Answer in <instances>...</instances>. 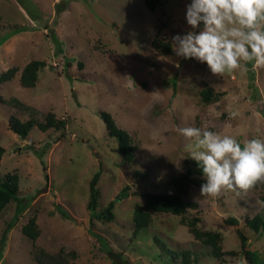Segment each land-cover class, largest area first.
Returning a JSON list of instances; mask_svg holds the SVG:
<instances>
[{
    "label": "rangeland",
    "instance_id": "rangeland-1",
    "mask_svg": "<svg viewBox=\"0 0 264 264\" xmlns=\"http://www.w3.org/2000/svg\"><path fill=\"white\" fill-rule=\"evenodd\" d=\"M190 3L161 0L151 11L145 0H0V75L18 70L0 83V182L6 174L18 180L17 200L0 214V264H182L168 250L189 251L183 264H250L238 231L248 239L246 251L264 262V235L245 225L261 210L264 181L219 198L188 185L184 200L195 208L181 217L152 213L134 235L132 214L145 209L144 196L174 193L173 180L192 161L178 128L215 131L242 147L264 141V67L250 62L246 72L213 76L206 64L172 50V37L192 30ZM155 37L171 51L156 50ZM31 61L44 66L26 88L20 72ZM204 87L222 95L205 104ZM48 113L64 128L33 127L25 139L9 129L11 116L44 122ZM102 113L131 137V163L108 136ZM98 173L97 210L113 203L110 221H91L87 209ZM31 218L35 240L22 233ZM195 218L200 231L220 235L223 255L193 238L187 223Z\"/></svg>",
    "mask_w": 264,
    "mask_h": 264
},
{
    "label": "clouds",
    "instance_id": "clouds-1",
    "mask_svg": "<svg viewBox=\"0 0 264 264\" xmlns=\"http://www.w3.org/2000/svg\"><path fill=\"white\" fill-rule=\"evenodd\" d=\"M185 19L192 30L172 37L177 57L206 64L213 76L246 72L250 62L264 67V0H191ZM178 131L187 142V157L202 172L201 197L219 198L225 190L239 196L264 181V141L252 139L242 147L215 131Z\"/></svg>",
    "mask_w": 264,
    "mask_h": 264
},
{
    "label": "trees",
    "instance_id": "trees-1",
    "mask_svg": "<svg viewBox=\"0 0 264 264\" xmlns=\"http://www.w3.org/2000/svg\"><path fill=\"white\" fill-rule=\"evenodd\" d=\"M146 6L154 11L155 8L161 5V0H145ZM159 34V31L158 33ZM153 46L156 50H161L165 53L171 51L170 43L162 41L159 38L155 37L153 40ZM44 66V63L41 61H31L27 63L20 72V84L23 87H33L37 80L38 71ZM18 70L11 68L6 72L0 75V83L6 82L14 77ZM200 97L205 104H208L210 101L216 99V97L221 96L220 93H213L212 89L209 87H204L200 92ZM0 98V102H1ZM17 105H19L17 103ZM104 122L106 124L107 134L109 137L116 138L119 143V148L122 153L123 161L126 163H131L133 160L134 146L132 144L131 137L125 132L118 129L111 117L106 114H101ZM37 127L41 131H46L48 129L59 130L64 128V121L58 120L55 118V115L48 113L45 116L44 122H37L33 119L26 121H20L14 116L9 118V129L25 139L29 131ZM4 154V148L0 146V161ZM187 162V161H186ZM185 162V163H186ZM187 167L185 168L184 173H182L178 178L174 179L172 184L174 186V193H155L147 194L144 196L145 199V209L135 210L132 214V222L134 225V235L138 230L142 228H147L151 221L152 213H164L170 214L173 216H182L188 209L195 208V204L191 201L184 200L186 194V187L188 185H195L200 187L204 182L200 179L202 177V172L197 165V163L192 160L190 163H186ZM99 180V173L94 176L89 184V200L87 204V209L89 211V216L91 221H110L114 218L112 214L113 203L109 204L104 211L98 212V204L100 199V191L97 187ZM18 196V180L16 174H6L3 180L0 182V214L6 208V206L12 202L16 201ZM259 201L261 203V210L253 215L250 218L245 219V225L247 228L260 236L264 235V193L260 196ZM65 215V214H63ZM183 220V219H182ZM197 219H192V221L187 223L189 232L193 235V238L201 242L204 246L210 247L211 254L218 258L224 253L220 251L219 247V238L218 233L211 232H202L197 228ZM228 222H231L233 225H237L236 219H229ZM22 233L31 240H35L38 237V231L35 224V219H29L28 223L22 228ZM238 236L240 239V246L242 251L245 253L249 259L250 264H264V262L257 261L256 255L246 251L248 244V239L238 231ZM169 255L172 257L176 255H181V263H188L190 252H180L172 253L168 250ZM42 264H59L46 262Z\"/></svg>",
    "mask_w": 264,
    "mask_h": 264
}]
</instances>
